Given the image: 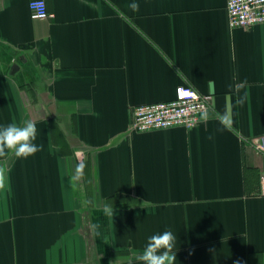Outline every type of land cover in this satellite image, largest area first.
Here are the masks:
<instances>
[{
  "label": "crops",
  "instance_id": "crops-1",
  "mask_svg": "<svg viewBox=\"0 0 264 264\" xmlns=\"http://www.w3.org/2000/svg\"><path fill=\"white\" fill-rule=\"evenodd\" d=\"M45 1L34 20L0 0V126L33 121L43 146L0 157V264H143L165 230L175 264H264V24L232 29L227 0ZM185 83L206 120L130 130Z\"/></svg>",
  "mask_w": 264,
  "mask_h": 264
},
{
  "label": "built area",
  "instance_id": "built-area-1",
  "mask_svg": "<svg viewBox=\"0 0 264 264\" xmlns=\"http://www.w3.org/2000/svg\"><path fill=\"white\" fill-rule=\"evenodd\" d=\"M30 9L34 20L51 17L45 0H31ZM226 10L232 29H250L264 24V0H227ZM211 105L210 96L185 83L177 87L172 100L135 106L130 130L140 133L175 127L190 130L209 112ZM252 145L264 155V135L254 139ZM261 194L264 195V184Z\"/></svg>",
  "mask_w": 264,
  "mask_h": 264
},
{
  "label": "clouds",
  "instance_id": "clouds-1",
  "mask_svg": "<svg viewBox=\"0 0 264 264\" xmlns=\"http://www.w3.org/2000/svg\"><path fill=\"white\" fill-rule=\"evenodd\" d=\"M134 12L139 11V4L133 2L129 5ZM207 114L204 115L206 120ZM218 121L223 128H228L232 124V117L229 112L218 115ZM37 128L33 121H27L24 126L8 124L0 126V157L7 154L8 151L14 152L17 158L27 159L42 150V145H37L34 141L37 139ZM212 137L210 136L209 139ZM2 174V170H0ZM103 214L106 217H113V203L106 204L103 208ZM93 232L99 236V225H92ZM177 237L170 230L157 233L148 238L146 247L143 250L140 260L143 264H175Z\"/></svg>",
  "mask_w": 264,
  "mask_h": 264
},
{
  "label": "water",
  "instance_id": "water-1",
  "mask_svg": "<svg viewBox=\"0 0 264 264\" xmlns=\"http://www.w3.org/2000/svg\"><path fill=\"white\" fill-rule=\"evenodd\" d=\"M18 69H19V67H18L17 65H15V66L13 67V71H12V73L14 74L16 71H18Z\"/></svg>",
  "mask_w": 264,
  "mask_h": 264
}]
</instances>
